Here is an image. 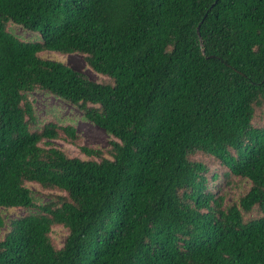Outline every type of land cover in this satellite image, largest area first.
I'll list each match as a JSON object with an SVG mask.
<instances>
[{"label": "trees", "instance_id": "16d2710c", "mask_svg": "<svg viewBox=\"0 0 264 264\" xmlns=\"http://www.w3.org/2000/svg\"><path fill=\"white\" fill-rule=\"evenodd\" d=\"M35 91L111 136L109 156L39 124ZM263 106L264 0H0V227L2 208L34 210L9 221L0 264H264ZM233 178L250 186L226 203Z\"/></svg>", "mask_w": 264, "mask_h": 264}, {"label": "rangeland", "instance_id": "374dc122", "mask_svg": "<svg viewBox=\"0 0 264 264\" xmlns=\"http://www.w3.org/2000/svg\"><path fill=\"white\" fill-rule=\"evenodd\" d=\"M8 29L16 36L26 41H35L40 39L38 30L29 31L16 24H9ZM40 56L44 59L63 62L73 69L85 73L90 79L99 80V74L93 72L86 65L83 56L79 53L62 54L60 52L46 50L43 51ZM102 77H104V75ZM30 98L33 101L34 112L39 120V124H43L47 121H54L60 125L71 124L78 136V145L99 149L105 156H109L106 150L109 148L111 136L107 135L100 127L95 126L88 120H85L82 117L81 111L76 106L62 99L47 95L42 91H35L31 93ZM254 123L264 125V106L261 110L256 112ZM53 143L57 147L65 150L71 156L83 157L78 147L74 144H69L63 140H55ZM198 157L201 156L198 155ZM204 159L206 160V158ZM209 167L210 171H220L218 165L211 164ZM26 186L31 189L34 197L41 203L46 202L51 194L56 193V191L44 189L36 183H26ZM216 186H220V181L215 183L214 188H216ZM249 186L250 183L246 179L233 178V182L229 187H222L221 193H225L226 203L237 202L239 197L248 190ZM29 212H34V210L18 207L2 208L1 214L5 220V224L0 227V239H2L5 233L9 230L10 220L23 216ZM66 234L67 230L63 226H52L50 236L56 247L62 246Z\"/></svg>", "mask_w": 264, "mask_h": 264}, {"label": "water", "instance_id": "95a60500", "mask_svg": "<svg viewBox=\"0 0 264 264\" xmlns=\"http://www.w3.org/2000/svg\"><path fill=\"white\" fill-rule=\"evenodd\" d=\"M198 30H199V24H198V26L196 28L197 33H198ZM200 44H201V40H200Z\"/></svg>", "mask_w": 264, "mask_h": 264}]
</instances>
